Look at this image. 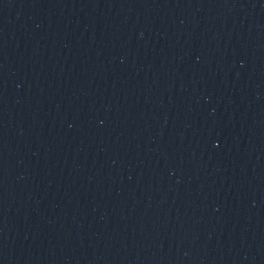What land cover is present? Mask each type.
Wrapping results in <instances>:
<instances>
[{
	"label": "water",
	"instance_id": "water-1",
	"mask_svg": "<svg viewBox=\"0 0 264 264\" xmlns=\"http://www.w3.org/2000/svg\"><path fill=\"white\" fill-rule=\"evenodd\" d=\"M0 264H264V0H0Z\"/></svg>",
	"mask_w": 264,
	"mask_h": 264
}]
</instances>
